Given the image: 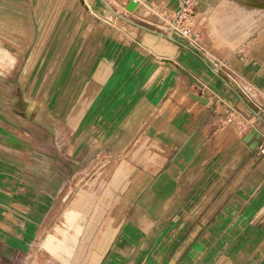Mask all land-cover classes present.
Segmentation results:
<instances>
[{
    "label": "crops",
    "instance_id": "crops-1",
    "mask_svg": "<svg viewBox=\"0 0 264 264\" xmlns=\"http://www.w3.org/2000/svg\"><path fill=\"white\" fill-rule=\"evenodd\" d=\"M123 1L126 6L131 0ZM137 1L153 11L160 2ZM108 2L125 19L114 16L108 24L102 0H0V54L10 53L11 40L20 46L34 42L35 51L41 48L35 66L50 64L42 84L50 91L77 87L64 95L59 89L60 94L51 97L57 105L70 103L66 130L44 131L41 123L33 145L27 140L24 145H0L3 162L12 163L9 171L0 166V264H10L12 252L19 260L25 258L32 245L23 232L26 217L23 222L14 218L18 233L9 226L12 213L26 211L15 204L26 195L22 184L28 176L40 182L41 189L50 186L55 199L68 183L89 180L83 170L92 155L101 164L108 149L121 152L127 144L133 156L155 149V144L162 152V157L148 153L145 162L135 163L161 166L157 173L136 175L153 184L146 195H127L133 189L128 186L112 212L111 222L119 224L123 214H130L129 230L123 223L121 232L119 226L113 249H107L106 210L96 206L94 215L103 216L92 221L88 200L67 206L66 225H56L58 230L66 226L65 242L47 251L52 264H264V155L259 152L264 144L253 149L256 138L246 141L254 129L264 136V62L253 60L247 67L250 72L260 70L259 86L250 84L259 95L257 106L233 82L217 77L216 70L210 75L202 69L194 52L156 31L154 23ZM250 29L247 38L256 33ZM256 52L263 58L264 37ZM172 61L182 67V76L192 75L193 68L200 72L201 82L212 92L201 96L208 104L191 93L190 102L186 100L182 91L190 79L185 87L180 75L171 72ZM161 112L184 113L189 121L161 125ZM5 132L12 134L0 131ZM33 153L35 174H29L27 157ZM71 214L78 219H69ZM42 225L43 218L35 224L34 242Z\"/></svg>",
    "mask_w": 264,
    "mask_h": 264
},
{
    "label": "rangeland",
    "instance_id": "rangeland-1",
    "mask_svg": "<svg viewBox=\"0 0 264 264\" xmlns=\"http://www.w3.org/2000/svg\"><path fill=\"white\" fill-rule=\"evenodd\" d=\"M157 1L160 2H157V5L154 6V11L149 5L141 3L138 8L140 15L145 16L148 13V9L152 14L160 17L163 21L162 25L149 19H146V21L154 23L156 31L162 32L180 42L182 45L179 46L182 48L194 52L198 59L196 61L200 62V66H204L202 69L210 75L213 69L216 70L215 75L217 77L233 82L236 85V89L245 95L244 97H247L259 106L258 92L251 89L250 84L252 83L255 87L259 86L261 82L260 70L259 68H255V70L250 72L247 67L248 63L253 60H255L256 64L260 60L264 62V56L262 58V55L256 52V47L264 37V0ZM123 2V0H112V3L116 4L120 10L126 9ZM103 19L108 24H113L114 15L108 10ZM137 21L142 23L140 20ZM249 28H251L250 33L252 30L256 31V33L247 38L246 33H249ZM177 30L187 31V39H183L184 37H179L178 34L174 33ZM11 42L10 53L0 54V131H9L16 136L6 132L5 134L0 133V145L3 142H20L24 145L26 144V140L27 142H32L33 145V142H35V132L41 127V123L44 128L42 130H47L48 132H54V130L62 131V129L66 130L68 128L65 126V119L70 103L61 102L57 105L55 102H52V99L57 94H60V92L64 95L75 90L77 87L58 86L56 89L58 91L61 89L59 93L57 90L54 91V88L50 91L51 88L49 86L42 84L49 77L50 64L48 66L45 65L43 69H38L35 66L41 56L39 52L41 48L35 51L34 42L31 46L30 44L28 46H20L19 44H13L14 41L12 40ZM180 68L182 67L179 64L172 61L170 70L173 74L180 75ZM193 71L194 73L191 72V76L198 82L200 81V83H191L187 89H183L182 93L189 102L190 98L188 95L190 93L200 97L204 95L211 96L212 94L208 89L209 87H205V83L201 82L203 76L198 74L200 72L195 68H193ZM180 78L184 81L186 87L189 77L185 74L184 76L180 75ZM245 78L247 80L243 81ZM44 94H49V96L46 98ZM2 99L4 102H2ZM260 109H263L264 112L262 105ZM59 113H61L63 118H56V115ZM184 116V113L176 116V114L168 115L161 112L158 121L161 125L178 124L182 120L189 121V115L187 118H184ZM51 121L54 123H51ZM253 122L254 120L251 123L253 124ZM255 124H258V122ZM27 145L29 144L27 143ZM153 146L156 148L150 147L149 150H140L141 152L135 156L131 154L130 144H127L121 152L108 149L101 164H98L100 160L97 159L98 156L92 155L91 164L83 170V172L90 174L89 180L68 183L63 188L64 193L55 199L50 196V186L41 189L40 182L34 181L32 176L28 178V176L27 182L22 184V189L26 195L25 197H20V202L15 204L21 210L26 209V211L25 213H21V215L12 213L9 219V226L12 227L13 231L18 233V230H15L14 225L16 224L13 220L15 217H21L20 220L23 222V219L26 217L28 221L23 232L28 244L31 243L32 245L28 249L26 257H21L20 260L17 253L12 252L10 264H52L50 262V253L47 251L53 252L56 248L54 244H60L65 240V235L68 232L65 226L67 221L66 207H70V205L77 206V202L80 203L81 200H84V202L88 200L89 205H91L92 221H98L100 216H103L102 214L94 215L96 206H101V208L106 210L103 220L107 225V234L105 236L106 248L113 249L114 246L111 243L114 234L120 230L119 226L122 227L123 223L127 226L130 218V214L126 213L119 219L120 224L116 223V221L111 222L113 211L120 201L119 196L123 195L126 197L124 191L128 186H133V189H128L130 191L127 192V195L130 193L136 195L142 191H144L143 195H146L145 192L149 191V189H146L153 184L143 181L138 176L157 173L158 169L161 168V166L153 165H135L136 162H145L148 153L152 155L157 154V156L162 157L161 146L159 144ZM17 147L19 149L20 146L18 145ZM30 147L32 146H28V148ZM1 149L2 147L0 146V166L3 165L2 167L9 171L12 163L3 162ZM13 152L19 154L20 150L19 152L13 150ZM13 152L11 156H13ZM35 163V155L33 153L31 157H27V173L35 174ZM82 189L84 192L78 196L79 191ZM142 200H144V196L140 199V201ZM61 206H64V209L58 214L57 209ZM45 207H49L50 209L45 210ZM46 211L48 212L46 213ZM77 211L78 209H76ZM71 215L69 219H78L73 214ZM42 218V229L39 227L37 231L38 239L34 242L35 224L41 222ZM0 219L3 218L0 216ZM58 222L65 224L64 229L58 230L56 228ZM124 230V227H122L121 232ZM126 230H129V225L126 227ZM91 241H93V238ZM92 249H94V246H92ZM63 250L65 253L66 246H63Z\"/></svg>",
    "mask_w": 264,
    "mask_h": 264
},
{
    "label": "water",
    "instance_id": "water-1",
    "mask_svg": "<svg viewBox=\"0 0 264 264\" xmlns=\"http://www.w3.org/2000/svg\"><path fill=\"white\" fill-rule=\"evenodd\" d=\"M102 2H103V4L105 5V7L110 11V13H111L112 15H114L115 17H118V18H120V19H125L124 16H122V15H121L120 13H118L113 7H111V5L108 3L107 0H102ZM139 6H140V3H139L138 1H136V0H131V1H129V3L126 5V10L129 11V12L135 13L136 15H138V16L144 18V19H149V20H151V21H155V22H157V23H159V24H162V23H163V21L161 20L160 17H158L156 14H152L151 11L148 10V9H147L148 13H147L145 16L140 15V12L138 11V10H139V9H138ZM164 36H166V35H164ZM167 37H169V39H170L171 41H174V42H176V43H180V42H177L175 39L171 38L170 36H167ZM185 74L189 77L190 82H191L192 84H193V83H197V84H199V82H198L196 79H194L189 73L185 72ZM190 96H191L193 99L198 100V101H200V102H202V103H204V104H208V102H209L208 99H204V98H202V97H200V96H198V95H195V94H193V93H191ZM254 138H256V140L254 141V146L252 147L253 149H255L256 147H258L261 141H263V144H264V136H263V134H262L259 130H257V129H254V130L252 131V133L249 134V135L247 136L246 141H250V140H252V139H254Z\"/></svg>",
    "mask_w": 264,
    "mask_h": 264
},
{
    "label": "built area",
    "instance_id": "built-area-1",
    "mask_svg": "<svg viewBox=\"0 0 264 264\" xmlns=\"http://www.w3.org/2000/svg\"><path fill=\"white\" fill-rule=\"evenodd\" d=\"M176 34H178L179 37H184L183 39H187V35H188V32L187 31H180V30H177V32H174ZM259 152L260 154H263L264 155V147H260L259 148Z\"/></svg>",
    "mask_w": 264,
    "mask_h": 264
}]
</instances>
